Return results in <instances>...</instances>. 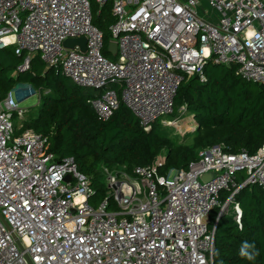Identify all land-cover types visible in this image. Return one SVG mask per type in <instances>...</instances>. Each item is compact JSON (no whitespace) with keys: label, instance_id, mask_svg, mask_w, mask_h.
Returning a JSON list of instances; mask_svg holds the SVG:
<instances>
[{"label":"built area","instance_id":"1","mask_svg":"<svg viewBox=\"0 0 264 264\" xmlns=\"http://www.w3.org/2000/svg\"><path fill=\"white\" fill-rule=\"evenodd\" d=\"M92 1L111 4L115 61L103 55ZM80 37L85 53L63 47ZM7 47L23 56L15 73L39 54L46 69L101 90L88 104L102 121L122 103L146 132L159 119L180 128L181 118L165 117L185 79L205 81L208 62L264 85V0H0V49ZM17 92L0 97V264H214L219 218L230 211L240 225L236 195L264 187V140L253 153L220 142L166 174L159 157L133 175L102 166L107 191L92 205L91 177L73 157L58 159L31 128L17 133L28 111L19 103L30 96L18 93V101Z\"/></svg>","mask_w":264,"mask_h":264},{"label":"trees","instance_id":"2","mask_svg":"<svg viewBox=\"0 0 264 264\" xmlns=\"http://www.w3.org/2000/svg\"><path fill=\"white\" fill-rule=\"evenodd\" d=\"M92 24L103 35V55L111 56L107 45L109 28L115 23L109 2H91ZM112 57V56H111ZM116 60V58H115ZM23 56L12 47L0 49V97L20 85L40 93V107L23 122L20 133L31 128L46 139L48 151L58 159L71 156L81 172L91 177L94 195L92 205L102 200L107 191L102 166L124 168L134 174L137 166H147L164 153L158 166L160 174L170 169L186 168L197 159L198 150L215 143H225L231 152L253 153L264 140V85L246 82L235 73L234 66L204 67L205 81L197 77L185 79L174 97L173 115L186 106L188 121L197 125L191 143L179 134L165 133L158 121L146 132L138 118L125 105L106 121L100 120L88 100L101 90L75 85L59 69H46L42 61H31L29 70L15 73ZM236 199L242 215L241 224L229 211L222 215L215 230L214 264H264V187L252 184L243 187ZM218 209L210 213L211 224ZM255 245V259L239 253L242 244Z\"/></svg>","mask_w":264,"mask_h":264},{"label":"rangeland","instance_id":"3","mask_svg":"<svg viewBox=\"0 0 264 264\" xmlns=\"http://www.w3.org/2000/svg\"><path fill=\"white\" fill-rule=\"evenodd\" d=\"M107 59H109L111 61H115V57L109 56V57H107ZM36 60H40L41 61V57H40L39 54H36L34 56L32 62H35ZM15 90L18 91L19 93H21L22 95H30L29 97H27L26 99H23L19 103L20 107H23V108H27L28 109L25 117L28 118L31 115H35L38 112L39 107H40L41 94L40 93H37V92H34L33 89L30 86H28V85H20V86H17V87H15ZM30 91H33L34 94L31 95L30 94ZM185 114H186L185 112H184V115H181L179 113H176L175 115L171 114V115L165 117V118L168 119V121H173V120H175L177 118H181V122L182 123L180 124L181 125L180 128H178V127L176 128L174 126L176 128L175 129L171 125L167 126L165 124H162L160 122V119L158 120V122L161 123L162 125L166 126V127L163 128V131L165 133H168L169 134L170 132H172V133L179 134L181 136V133L184 132L183 136H181V137H184L185 138V140H184L185 142L191 143V139H192L191 136L193 135V133L196 130H194V131L189 130V129H193V127L190 125L192 123L190 121H188L189 118L186 117ZM163 156H164V153L161 154V156L159 157V159L162 160L163 159ZM116 169H118V167ZM103 177H104V180H105L104 174H103Z\"/></svg>","mask_w":264,"mask_h":264},{"label":"water","instance_id":"4","mask_svg":"<svg viewBox=\"0 0 264 264\" xmlns=\"http://www.w3.org/2000/svg\"><path fill=\"white\" fill-rule=\"evenodd\" d=\"M63 47L67 50H72L75 47H78L81 53H85L86 51V39L84 37L75 38V39H67L63 43ZM107 51L112 57H116L117 53V46L115 42H109L107 45ZM19 92H17V99L18 101H21V98L18 95ZM30 94L33 95V91H30ZM208 174L203 175L204 180L209 179Z\"/></svg>","mask_w":264,"mask_h":264},{"label":"clouds","instance_id":"5","mask_svg":"<svg viewBox=\"0 0 264 264\" xmlns=\"http://www.w3.org/2000/svg\"><path fill=\"white\" fill-rule=\"evenodd\" d=\"M82 199V197H81ZM242 257H245L249 260L255 259L256 255H258V251L255 250V245L252 244H248L247 242H245L244 244H242L241 246V250L239 253Z\"/></svg>","mask_w":264,"mask_h":264}]
</instances>
